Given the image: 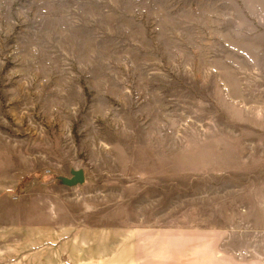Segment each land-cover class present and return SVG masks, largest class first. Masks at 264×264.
Segmentation results:
<instances>
[{
    "label": "rangeland",
    "instance_id": "374dc122",
    "mask_svg": "<svg viewBox=\"0 0 264 264\" xmlns=\"http://www.w3.org/2000/svg\"><path fill=\"white\" fill-rule=\"evenodd\" d=\"M0 264H264V0H0Z\"/></svg>",
    "mask_w": 264,
    "mask_h": 264
},
{
    "label": "water",
    "instance_id": "95a60500",
    "mask_svg": "<svg viewBox=\"0 0 264 264\" xmlns=\"http://www.w3.org/2000/svg\"><path fill=\"white\" fill-rule=\"evenodd\" d=\"M70 177L59 176L57 177L60 184L66 187H75L77 185H82L85 182V172L83 169L73 168L70 170Z\"/></svg>",
    "mask_w": 264,
    "mask_h": 264
},
{
    "label": "trees",
    "instance_id": "16d2710c",
    "mask_svg": "<svg viewBox=\"0 0 264 264\" xmlns=\"http://www.w3.org/2000/svg\"><path fill=\"white\" fill-rule=\"evenodd\" d=\"M29 179H30V177H29ZM25 180H26V178H25ZM23 188H24V187H22L21 184H19V185L17 186V189H18L19 192H21V191L23 190ZM20 189H21V190H20Z\"/></svg>",
    "mask_w": 264,
    "mask_h": 264
}]
</instances>
